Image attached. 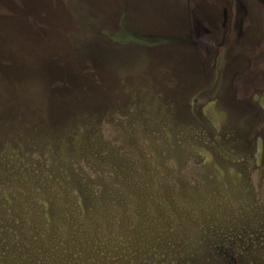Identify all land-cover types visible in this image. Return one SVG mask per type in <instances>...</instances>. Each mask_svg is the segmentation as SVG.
Returning a JSON list of instances; mask_svg holds the SVG:
<instances>
[{"label": "rangeland", "instance_id": "374dc122", "mask_svg": "<svg viewBox=\"0 0 264 264\" xmlns=\"http://www.w3.org/2000/svg\"><path fill=\"white\" fill-rule=\"evenodd\" d=\"M91 1L108 8L98 10L86 0H52L56 7L52 18L48 0L37 5L48 11L53 26H59L55 36L58 46L66 47L68 61L51 57L29 66L25 76L13 73L11 87L0 86V119L12 121L8 132L13 131L4 134L0 129V183L13 176L16 199L29 198V184L22 176L32 174L38 187L34 197L43 213L37 217L40 227H55L60 234L69 230V221H78L87 236L97 222L92 238L103 245H85L81 252L72 249L76 253L72 264H264V180L258 183L264 178V135L256 164L251 153L236 162L219 155L208 137L211 133L205 134L191 116L195 107L208 129L231 139L233 130L245 133L254 125L253 113L236 104L238 99H228L226 90L211 99L218 97L216 88L213 92L217 81L204 75L200 81L190 69L180 67H187L183 46L176 45L182 37L179 41L172 31L154 26L179 20L173 0H125L136 21L129 25L114 7L120 2ZM231 1L232 45L242 40L239 30L246 28L250 12L255 27L248 30V38L259 48L264 46V4ZM219 4L221 20L227 5L224 0ZM192 23L194 29L204 28ZM77 76H98L110 94L100 93L96 101L89 97L87 103L68 99L61 91L64 82ZM262 77L261 90L247 101L264 112ZM59 102L64 106L61 111L52 107ZM91 108L100 110L92 116ZM257 117L264 123V114L257 111ZM49 119L76 134L78 141L72 145L70 135L60 140L54 133L52 140L58 144L45 147V153L38 145L28 146L23 135L14 137L25 125L36 124L38 129L37 124ZM47 159L58 167L80 165L62 177ZM96 195L97 208L92 206ZM126 197L130 229L123 220L127 215L119 214ZM78 198L82 203L77 210L72 205Z\"/></svg>", "mask_w": 264, "mask_h": 264}, {"label": "trees", "instance_id": "16d2710c", "mask_svg": "<svg viewBox=\"0 0 264 264\" xmlns=\"http://www.w3.org/2000/svg\"><path fill=\"white\" fill-rule=\"evenodd\" d=\"M86 1L90 2L96 9L101 11H106L108 8L106 6L100 8L98 5L93 4L91 0ZM117 1L118 3L120 2V4L115 5L114 7L120 10L123 8V21L125 24L129 25V22L134 21L130 18V13L128 12L130 4L127 5L125 0H116L115 2ZM40 2L41 0H0V86H10L12 84V82L10 83V80H13V73H16L15 75L21 74L22 76H25L24 72L27 71L29 66L34 64L40 65L51 57L57 59L63 57V60L68 61V59H66V47H59L57 40L58 37L55 36L58 35L56 33L58 32L57 28L59 26L56 27L53 26V23H50L52 21L50 17H48V11H43L38 8L37 5L40 4ZM48 3L53 10L52 18H54V14L56 15V7H54L55 5H53L52 0H48ZM56 24L58 25V23ZM48 62L51 63L52 61L48 60ZM73 69L74 71H78L77 66H73ZM83 77L77 76L76 78L79 79H75L70 83L69 79H67L68 83L64 82L66 85H63L64 87L61 91L69 97L68 99H74L79 103H87L89 97L96 101V98L100 97V93L103 95L110 94L109 92L111 89L106 86L104 87V85L101 87L103 82L98 76H90L88 78ZM106 79L111 80V76ZM3 80L6 83H3ZM228 82L227 78L223 82L221 88L216 92L218 97L215 96L214 99L219 98L220 92H223L224 90L227 91L224 92V94H230L229 90H227L228 86H226ZM108 84H111V82ZM236 85L238 88L242 87L241 81L236 80ZM98 86H100V88H98ZM228 99H232V97L228 96ZM98 102H100V99H98ZM236 104H239L243 110L249 109L251 114L253 113L255 123L245 133L235 134L233 130L231 134L233 136L231 139L217 134L218 131L215 129H208L207 123H204L205 119L199 114L195 107H191V116L194 121L200 123L199 125L204 130L205 134L206 132L211 133L208 137L213 139V142L217 145L216 149L219 152V155L227 156L236 162H241L247 157V154L251 153L252 161L256 164L259 161V141L262 142L261 137L264 135V123L261 118L257 117V111H259L257 108L245 106L240 103ZM52 107L57 111H61V108L64 106L59 102L58 106L53 105ZM96 109L100 110V108L92 109V116L97 111ZM2 119L3 117L0 119V129L3 128L5 134V132L12 129V121L8 123V121H3ZM54 125L53 119H49L44 125H41L40 123L37 124L38 129H36V124H33V126L25 125V127L23 125L24 128L22 129V132L16 133L15 136H13L16 137L23 135L28 146L38 145L43 151H45V153L48 151L45 147L53 148L55 144H58V141H56V143L55 140H52L55 138L54 133H59L60 140H64L70 135L69 140H71L72 145L74 142L76 143L78 141L76 134H68L67 130H64V128L56 127ZM204 126L207 129H204ZM8 133L12 134L13 131L12 133ZM235 142L237 143L236 147L234 145ZM244 142L246 148L243 147ZM33 153L36 154L37 152L33 151ZM55 156L56 155L54 154L53 157ZM39 157L40 159H44V154L41 156L39 154ZM46 161L47 165L54 171H57L62 177L63 175L69 177V168L76 171L80 165L76 162V164L73 163L75 167H71L73 165L72 163H70L69 166H67V164L65 166L61 163L58 167L56 161H53L52 159H47ZM22 177H25L23 183L27 180V184H29V186L27 185V187H29L28 191H31V197L29 198L16 199L17 194H14V192L17 190L16 188L13 189L12 186V183L14 182L13 176L10 178L7 176L5 183H0V264H72L76 255L72 249L78 248L77 252H81V247L85 245H92L94 247H101V245H103V241L92 238V235L96 234L94 230L95 226H99L97 225V222L95 225H90L91 227L88 229L91 231H87V236H85L86 234L85 231L82 230L83 228L80 227L81 222L78 221H69V230L65 228L60 234L59 230L55 227H40L37 217L43 213L39 210L38 206L40 205L37 204V198L34 197L36 191H38L36 180L30 179L32 174L24 175ZM48 180L52 182L51 179L48 178ZM263 180L264 178L258 180V183H263ZM6 194L9 195L10 199L6 198ZM102 194L104 195L105 193ZM83 195L84 194L80 192L79 198L84 199ZM93 196L94 195H92V197ZM99 196L100 195H96L92 202V206L95 208H97L94 205ZM151 196L152 195H150V197ZM79 198L78 201L72 205L74 208H77V210L79 209ZM114 199H119V196L115 195ZM125 200L127 205H122L120 207L121 210L119 214L127 215L123 220L126 221L128 228L130 229L131 226L129 223H131V216L128 214L130 208L127 197ZM20 207L21 210H19ZM26 214L29 215L28 221ZM9 215L11 216L10 218H8ZM14 222H17V224ZM117 224H120L119 220ZM112 225L115 227L116 224ZM119 229H121V227H118V230ZM131 231H133V228ZM85 237L86 239L83 240ZM58 253L59 260H57ZM141 261L143 262V260ZM134 263L140 264V261ZM170 264L176 263L171 262Z\"/></svg>", "mask_w": 264, "mask_h": 264}, {"label": "flooded vegetation", "instance_id": "af4514ba", "mask_svg": "<svg viewBox=\"0 0 264 264\" xmlns=\"http://www.w3.org/2000/svg\"><path fill=\"white\" fill-rule=\"evenodd\" d=\"M173 2L179 13V20L177 22L167 20L164 25L156 23L154 26L158 25L172 31L177 39L182 37V42L176 43V45L183 46L182 48L186 53L184 59L187 67H180L187 71L190 69L191 74L196 75V79L200 81H202L203 75L204 77L210 76V81H217L213 92L215 88L217 90L221 88L228 76L227 90L230 92V97L238 99L236 103L251 106L247 101L248 98L253 97L257 91H260L263 85L264 46L259 48V44L254 45L251 38H248V30L252 26L255 27L250 12L247 14L249 17L246 19V28L239 30V38L242 36V40L238 43L239 39H237L236 42L233 41L234 44L232 45L231 35L235 28L232 22L231 0H224L227 6L225 9L223 8L224 13L221 20L217 13L220 5L219 0H216L215 3L205 2V0H173ZM256 2L264 4V0H256ZM250 3L247 4L250 5ZM120 11L123 17V8ZM193 20L201 23L204 28L194 29ZM220 24L222 27L219 28ZM262 24L263 22L259 26ZM170 27L175 28L168 29ZM217 27L219 29H216ZM229 37L230 39H228ZM227 41L231 44L226 46ZM223 59L225 60L223 61ZM236 80L241 81L242 87L238 88ZM202 92L203 90L200 89V95ZM258 110L264 114L262 109Z\"/></svg>", "mask_w": 264, "mask_h": 264}]
</instances>
